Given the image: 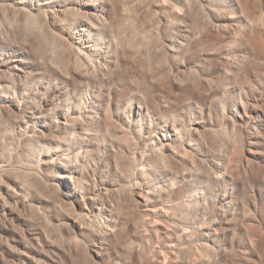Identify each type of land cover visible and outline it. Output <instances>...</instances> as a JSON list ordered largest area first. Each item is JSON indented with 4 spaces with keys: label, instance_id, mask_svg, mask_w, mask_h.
Instances as JSON below:
<instances>
[{
    "label": "bare ground",
    "instance_id": "bare-ground-1",
    "mask_svg": "<svg viewBox=\"0 0 264 264\" xmlns=\"http://www.w3.org/2000/svg\"><path fill=\"white\" fill-rule=\"evenodd\" d=\"M112 1L0 0L17 19L0 30V117H17L14 132L26 159L20 164L52 185L57 207L65 209L68 253L90 239L98 259L96 249L114 237L129 204L137 211L126 224L133 245L128 264H157L159 251L170 261L196 240L197 250L216 254L241 246L230 234L249 209L238 207L235 174L255 165L264 110L257 100L232 95L230 81L251 77L264 87L252 65H264V0H136L127 11L114 10ZM123 18L131 21L125 30ZM17 29L18 46L11 44ZM33 40L50 41L60 59L39 56ZM127 64L155 86L146 92L124 81ZM229 125L228 154L207 163L216 158L207 144ZM9 134L0 125V168L13 167L4 157ZM12 181L2 193L0 180V264L8 257L60 264L35 245L39 236L14 229L25 222L15 208L32 204L24 185ZM219 183L223 194L209 203ZM245 248L258 250L252 243ZM117 258L111 264H121Z\"/></svg>",
    "mask_w": 264,
    "mask_h": 264
},
{
    "label": "rangeland",
    "instance_id": "rangeland-1",
    "mask_svg": "<svg viewBox=\"0 0 264 264\" xmlns=\"http://www.w3.org/2000/svg\"><path fill=\"white\" fill-rule=\"evenodd\" d=\"M123 1H126V3ZM132 3H134V6H136L135 3L137 2L136 0H113L111 2V4L115 6L114 10L116 11H121L123 9L127 11L129 9L128 6L133 5ZM158 3H162V1H158ZM155 6L156 3L153 2L150 6V9L155 8ZM159 16H161V14ZM196 18L198 20L203 19L200 13H197ZM122 20L118 22L119 25L122 24V28L125 30L127 29V26L129 27L131 25V21L124 18ZM10 24H13L12 26L15 27L17 25V19L13 17L10 9L0 5V30H7ZM20 31V29L14 31V36L11 39L13 42H11V44H19L16 42L17 40L23 42L20 37H17L19 36ZM24 43L26 44L25 41ZM33 44L35 52L39 56H43L44 59L49 60V55H52L53 58L56 57L60 59V52L52 43H50V41L43 42L41 40H33ZM210 50H212L213 53L218 51V44H214ZM241 54L251 59L250 48H244ZM228 56L230 57V55ZM252 65H254L256 74L264 77V65L261 62H256L254 64L252 63ZM154 69L161 70V67L156 66ZM121 70L124 73L122 79L126 82H132L136 87H140L142 91H150L153 86H155L154 83L143 80L138 75L135 68L130 64H127ZM114 73H116V71ZM230 86L234 91V93L231 92L232 95L237 96L241 94L244 99L248 98L255 101L257 100V110H264V87H260L261 83L255 81L254 78L248 77L244 79L239 77L235 80H231ZM16 124L17 117L14 115L6 114L4 117H0V125L9 127L11 132V134H9L10 137L6 142L7 150L4 151V157L5 159L10 160V162L13 164V167L0 168V180L2 181L3 185L1 192H5L6 186L14 184L12 180L15 179L24 185V188L31 199L30 202L32 205L28 203L26 206L19 205V207L15 208V213L20 215V217H22L25 222H14V229H16L18 233L24 232L28 235L32 234L34 236H39L40 241H38L40 244L38 245L36 242H34L35 245L44 252L47 251L50 253L56 260L60 259L62 264H111L112 259L115 257L117 258V256V259H120L123 264H128L133 245H131L130 242L128 243L127 238L129 237L130 233L126 224L131 222L133 214H135L137 211L134 208L135 205L129 204L128 207L126 206L122 209L123 224L121 223V225L118 227L112 239L108 238L104 240L105 243L103 248L96 249L98 252L101 251L99 252L98 259H96L99 261L98 263H95L97 261H94V257H91L93 255L94 247L93 245H90V243H92L90 239H84V242L82 241L81 244L82 246L79 245L76 249H72L71 252H73V254H71V252L68 253L69 250H66L68 249L67 246H69L67 240L69 234L72 233V229L68 227V224H65V219H60L61 217L63 218L62 214L65 213V209L62 207H57L59 206V203L57 202L58 199L56 195L53 194V188L50 189L52 185H47V183H44L38 176L26 175L27 173L20 164V162L25 163L26 159L21 153V148L19 147V145L24 142V140L16 132H14V126ZM224 128H226L227 133H217V135L214 134L210 142L207 144L211 145L210 150L216 157H208L206 161L207 163H209L211 160L223 161L224 154H228V150L230 149L229 146L232 143L231 140L234 129L231 125ZM253 151L257 158L255 159L256 162L254 163L255 165H253L251 171L246 173L239 172L235 174L240 187L238 190V207L241 209L243 207L249 209L246 213L245 219L240 217L234 221L235 228L230 234V236H232L235 241L238 240L241 243V246L234 245L232 248H228L226 252L216 254L212 248L197 250V243H199V240H196L193 246H188L182 249L180 257H174L170 261L168 258H164V253L162 251H159L160 254H157L156 256L160 257V259H155L157 264H193V262H195L194 264H264V135L262 142L254 145ZM0 164L3 165V163ZM17 165L21 166L23 169H19ZM112 170L113 168L110 169L112 174L111 177L114 175ZM224 189L225 184L223 183H219L217 186L213 187L212 193L209 194L208 202L212 203L214 196L216 194H223L222 192ZM39 200H41L40 205L44 209H49L45 213H38L37 211L36 207H40L38 203ZM253 203L257 205V208L253 207ZM9 226L10 224H8V227ZM145 235H149V233L145 232ZM44 238H49L50 240H48L51 242V245L49 241V243L45 242ZM86 241H88V243ZM44 242L48 245H46ZM251 243L258 248L257 252L252 251L251 249L247 250V248H245V246H249ZM91 247L93 248L91 249ZM154 248L159 250V245L155 244ZM61 249H64V251L67 253L64 254ZM199 257L209 260L207 263H198L197 260ZM8 263L16 264L17 260L15 258L8 257Z\"/></svg>",
    "mask_w": 264,
    "mask_h": 264
}]
</instances>
